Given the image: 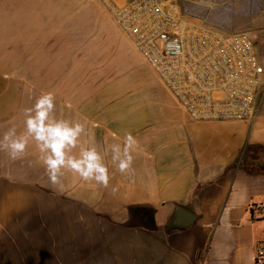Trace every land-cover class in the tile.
<instances>
[{
  "label": "crops",
  "instance_id": "1",
  "mask_svg": "<svg viewBox=\"0 0 264 264\" xmlns=\"http://www.w3.org/2000/svg\"><path fill=\"white\" fill-rule=\"evenodd\" d=\"M222 1L192 15L232 35L243 8L224 16ZM98 4L0 0V142L9 132L26 139L16 159L0 147V264H254L264 107L251 120H190ZM48 94L53 121L83 127L67 156L95 149L107 186L70 168L51 181L26 123Z\"/></svg>",
  "mask_w": 264,
  "mask_h": 264
},
{
  "label": "built area",
  "instance_id": "2",
  "mask_svg": "<svg viewBox=\"0 0 264 264\" xmlns=\"http://www.w3.org/2000/svg\"><path fill=\"white\" fill-rule=\"evenodd\" d=\"M119 31L193 121L253 119L264 87L246 32L225 35L175 9L176 0H97ZM254 264H264V242Z\"/></svg>",
  "mask_w": 264,
  "mask_h": 264
},
{
  "label": "clouds",
  "instance_id": "3",
  "mask_svg": "<svg viewBox=\"0 0 264 264\" xmlns=\"http://www.w3.org/2000/svg\"><path fill=\"white\" fill-rule=\"evenodd\" d=\"M53 97L51 94L42 96L35 105V116L29 115L27 119V131L33 134L38 142L40 151L46 153L45 164L51 181L55 184L61 174L62 168H70L78 173L83 179H94L98 183L107 186V170L101 163V157L95 149L82 153L79 159L67 156V151L76 144L77 138L83 131L80 124L69 126L64 121H53L50 113L54 109ZM31 110H29V113ZM14 132H9L4 136V141L0 142V147L10 149V155L16 159L26 148V139H14ZM131 147V138L125 148V160L120 162V170L125 171L130 163L131 156L128 155V148ZM114 160L120 158L119 146L113 147Z\"/></svg>",
  "mask_w": 264,
  "mask_h": 264
},
{
  "label": "rangeland",
  "instance_id": "4",
  "mask_svg": "<svg viewBox=\"0 0 264 264\" xmlns=\"http://www.w3.org/2000/svg\"><path fill=\"white\" fill-rule=\"evenodd\" d=\"M222 3L220 4V9L224 16L226 14L228 16H237V11H239V8H243L242 13L238 14L240 15L242 21L240 24H238L236 29L239 32L248 33V35L253 39L259 59L264 66V0H242L241 5L237 0H229L228 2L222 1ZM205 6H207L205 0H176L175 2V9L180 14L186 16L187 18L198 24L201 23L194 20V16L192 14L201 16L202 12L207 9L204 8ZM187 7H192V12V8L188 10ZM97 10L102 11V8L99 6ZM81 15L82 12H75V18L77 19V21H79V23L82 22ZM119 44L125 50L130 51L131 48L129 49L127 44L122 40H119ZM130 59L134 64H139L138 56L134 53H130ZM94 72L95 68H91L89 70L83 71V74L91 75L94 74ZM98 76L103 77L104 75L102 73H99ZM259 103L258 113L261 114V111L264 107V87H262V96H259Z\"/></svg>",
  "mask_w": 264,
  "mask_h": 264
}]
</instances>
